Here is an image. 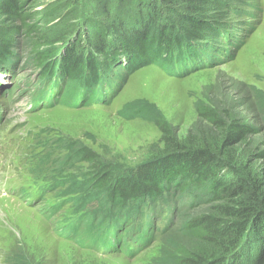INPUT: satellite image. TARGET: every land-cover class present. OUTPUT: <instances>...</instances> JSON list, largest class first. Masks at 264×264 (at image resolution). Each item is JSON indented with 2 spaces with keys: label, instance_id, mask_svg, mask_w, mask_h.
I'll return each mask as SVG.
<instances>
[{
  "label": "trees",
  "instance_id": "1",
  "mask_svg": "<svg viewBox=\"0 0 264 264\" xmlns=\"http://www.w3.org/2000/svg\"><path fill=\"white\" fill-rule=\"evenodd\" d=\"M246 5L250 2L0 0V71L12 75L22 62L42 69L43 83L57 76L61 105L76 107L85 95L86 103H95L104 84L121 89L120 80L140 67L151 64L182 77L214 66L230 47L241 46L242 38L229 30L232 15L245 12ZM193 109L196 119L179 135L153 104L144 99L124 104L120 117L150 122L160 133L149 156L126 169L109 166L77 139H54L51 153L59 156L42 152L30 177L49 188L57 222L93 234L119 214L141 212L149 220L155 209L159 238L145 225L142 236L169 242L175 232L184 244L172 243L152 264H264V93L248 86L238 100L226 93L197 100ZM78 169L84 172L68 174ZM67 203L71 210L62 211ZM13 256L12 263L28 264L20 248Z\"/></svg>",
  "mask_w": 264,
  "mask_h": 264
},
{
  "label": "rangeland",
  "instance_id": "2",
  "mask_svg": "<svg viewBox=\"0 0 264 264\" xmlns=\"http://www.w3.org/2000/svg\"><path fill=\"white\" fill-rule=\"evenodd\" d=\"M246 1L250 6L244 7L245 12L232 15L235 25L229 30L242 38L241 46L230 47L233 51L220 56L222 59L214 66L182 77H172L151 64L140 67L120 80L121 89L111 92L110 98L107 95L109 87H102L101 100L95 103L76 107L61 104L34 107V96L29 97L27 91L31 94L45 87L41 80L43 70L19 62L12 75L3 79L5 89L13 85L18 87L11 95L0 97V155L11 161L10 168L14 172L13 162L18 165L19 175L32 177L30 172L35 169V163L41 161L42 152L51 153L54 148L51 144L54 139H77L109 166L126 169L144 161L151 149L159 145L160 136L150 122L139 118L126 120L117 114L127 102L144 99L153 104L161 116L178 129L179 135H184L196 119L195 101L219 98L226 93L238 100L248 86L264 93V0ZM16 38L20 42L19 34ZM29 79L32 81L25 84ZM51 154L55 158L60 153L53 151ZM82 172L84 170L78 169L68 174ZM1 199L0 264H16V261L12 263L13 254L19 248L25 253L28 264H152V260L160 252L169 250L172 243L184 244L180 234L174 232L169 242L160 237L134 257L120 253L99 255L56 235L59 217L46 220L38 206H29L9 195H2ZM3 200H14L16 209L11 214L3 209ZM68 205L62 211H70ZM160 226V221L155 222L154 227Z\"/></svg>",
  "mask_w": 264,
  "mask_h": 264
},
{
  "label": "bare ground",
  "instance_id": "3",
  "mask_svg": "<svg viewBox=\"0 0 264 264\" xmlns=\"http://www.w3.org/2000/svg\"><path fill=\"white\" fill-rule=\"evenodd\" d=\"M110 86H113V85H110ZM110 86H108V85H106V84L103 85V87H109V89H108V91H107V95H108L109 98H110V94H111V92H114L115 90L120 89V88H117V86L112 87V88L110 89ZM102 95H103V92H102V89H101V96L99 97V101L101 100ZM1 196H2V195H0V199H1ZM1 200H2V199H1ZM2 203L5 204V205L3 206V209L7 210L8 213H10V214H11V212H12V210H13L14 208L16 209V205H15L14 200H13V201H6V200H3ZM5 206H6V207H5ZM10 214H9V215H10ZM151 216H152V217H151V219H149V220H147V217L144 216V225H145L147 228L152 229V232H154V231H156V230L159 229V228L154 227V224H155V222L157 223V222L159 221L160 213H159L157 210L154 209L153 212H152V214H151ZM147 228H146V229H147ZM147 230H149V229H147ZM149 231H151V230H149Z\"/></svg>",
  "mask_w": 264,
  "mask_h": 264
}]
</instances>
